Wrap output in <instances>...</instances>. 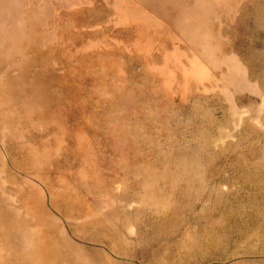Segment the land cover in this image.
Here are the masks:
<instances>
[{
	"label": "rangeland",
	"instance_id": "rangeland-1",
	"mask_svg": "<svg viewBox=\"0 0 264 264\" xmlns=\"http://www.w3.org/2000/svg\"><path fill=\"white\" fill-rule=\"evenodd\" d=\"M256 223L264 0H0V264H242Z\"/></svg>",
	"mask_w": 264,
	"mask_h": 264
},
{
	"label": "crops",
	"instance_id": "crops-1",
	"mask_svg": "<svg viewBox=\"0 0 264 264\" xmlns=\"http://www.w3.org/2000/svg\"><path fill=\"white\" fill-rule=\"evenodd\" d=\"M257 224V223H256ZM242 225V224H241ZM259 224H257V228L254 226V224H252L251 226H250V228H246V230L244 231V232H253V233H263L264 232V228H261V227H263L264 225H262L261 227L260 226H258ZM242 264H264V259H258V260H256V261H251V260H249L248 262H243Z\"/></svg>",
	"mask_w": 264,
	"mask_h": 264
}]
</instances>
